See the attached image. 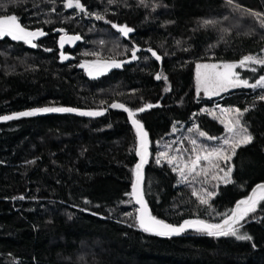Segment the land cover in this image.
<instances>
[{"label":"trees","instance_id":"1","mask_svg":"<svg viewBox=\"0 0 264 264\" xmlns=\"http://www.w3.org/2000/svg\"><path fill=\"white\" fill-rule=\"evenodd\" d=\"M81 2L105 19L66 8L65 0H0V15H16L29 30L47 33L34 40L37 47L0 39V116L42 107L103 110L100 116L56 112L0 120V264H264V204L241 222L240 234L251 241L195 230L162 237L137 226L130 193L139 140L128 113L110 107L158 105L136 116L148 133L141 189L151 214L173 225L186 219L220 223L264 182V88L197 96L194 66L261 54L264 28L245 10L264 13V0ZM205 20L216 23L204 26ZM112 24L134 31L123 37ZM57 29L81 39L61 49ZM133 47L140 49L134 61ZM62 52L69 59L62 60ZM97 60L124 63L87 76L80 65ZM158 73L167 80H157ZM215 105L248 109L241 124L253 140L226 163L231 183L213 180L217 171L180 182L173 165L156 163L159 153L187 161L194 147L215 148L226 134L207 113ZM193 190L214 192L210 207L200 205Z\"/></svg>","mask_w":264,"mask_h":264},{"label":"snow or ice","instance_id":"2","mask_svg":"<svg viewBox=\"0 0 264 264\" xmlns=\"http://www.w3.org/2000/svg\"><path fill=\"white\" fill-rule=\"evenodd\" d=\"M109 3H113L114 0H108ZM229 3H232V0H228ZM143 3V0H141ZM65 7L72 9H78L79 12L84 13L85 15L95 16L96 20H104L105 16L98 13H89L85 5L81 0H65ZM241 6L235 5L236 9H240ZM55 11V9H53ZM246 13L254 17L264 28V13L256 12L251 9H246ZM111 23V21H106ZM47 23V21H46ZM216 21L205 20L203 21L204 26L214 25ZM113 28H116L123 36L127 37L129 33L133 32L134 29L128 27L127 25H117L112 24ZM61 33H64L60 36L59 46L62 49L66 43H74L76 40L81 39L79 35L69 36L64 29H57ZM47 35L43 29L29 30L27 27L23 26L19 22V18L16 15H0V39L4 37H11L12 40L24 41L25 43L31 45L32 47H37L34 43V40L39 37ZM46 51H52L51 49H46ZM140 51L138 47H133L131 50V60H137L138 57L136 53ZM152 53V56L156 60H161L154 50L151 48L148 49ZM93 55H98V53H93ZM61 59H69L68 56L61 53ZM124 62L112 61L100 62L99 60L88 64L87 62L81 64L80 67L86 68L89 76H99L104 72H107L109 68H120ZM260 66L264 68V49H261V54H249L243 56L237 62L231 63H222V64H197V73H196V93L197 96L203 92L205 96H216L221 92H226L232 88H264V75L259 76L255 83H249L248 79L241 78L240 74L235 69L247 68L253 72L257 71V67ZM157 80H167V76H164L163 73H158L155 77ZM170 89H165L168 91ZM260 100H264V95L259 97ZM158 105L146 104L144 107H141L136 110L127 108L122 103H112L111 108H120L128 113V116L133 124L138 140L139 148L137 149V155L140 157L139 163L135 166L136 180L132 185V192L130 195L135 199V203L139 205V208L136 210L137 215L135 217L137 226L146 233H153L162 237H170L173 235H179L184 233L186 230H195L198 233H204L210 237H234L240 241H251L252 237L247 234H240V227H242L241 222L244 221L250 213H255L262 204H264V183L256 185L253 189L250 196L244 200H240L236 203L235 208H233L230 214H223L224 218L220 223H209L203 219H186L183 223L177 225H172L166 223L164 220L158 219L153 216L147 207V203L144 200V195L141 189V173L143 166L148 162L147 161V147H148V133L144 130L143 124L136 119V116L140 112H144L147 109L155 107ZM206 111V110H202ZM248 109L243 111L239 108L234 109H222L221 112L226 114V118L220 120L224 124L226 131L230 134L229 138L223 139V145L227 146V149L230 150L231 154L226 151L225 147L211 148L207 149L201 146L199 149L194 147L192 149L193 156L183 163L176 164L173 167V171L178 172L181 181L186 182L190 175L195 176L203 175L207 177L210 173H214L216 170L223 171L220 169L219 161L223 160L227 163L231 160L232 155H235L236 149L241 145H246L252 142L253 137L250 134H247V129L241 124V118L244 115V112H247ZM70 113V112H79L83 116H100L103 113L99 111H79L78 109L71 107H42L35 108L24 112L14 113L12 115L0 116V120H13L20 117H31L43 113ZM214 113L209 112V115ZM175 130V129H174ZM200 136L207 137L209 140H217V137L208 136L207 133L200 131ZM192 145H196V140L191 141ZM168 147H171L169 145ZM187 151V150H186ZM161 159L165 160L169 165H173L178 157L170 156L167 151L159 153V158L156 160V163L159 164ZM207 162V167L201 166V162ZM199 166V171L197 168ZM232 168H228L224 172L223 176L212 174L213 180H222L223 183H231L230 174ZM193 196H196L200 205H207L210 207V199L215 195L214 192H208L203 190L202 193H198L193 190ZM23 199V197H20ZM126 215L131 216L132 213H127Z\"/></svg>","mask_w":264,"mask_h":264},{"label":"rangeland","instance_id":"3","mask_svg":"<svg viewBox=\"0 0 264 264\" xmlns=\"http://www.w3.org/2000/svg\"><path fill=\"white\" fill-rule=\"evenodd\" d=\"M226 2H228V0H225ZM229 3V2H228ZM229 4H233V3H229ZM64 33H62V34H60V35H63ZM69 36H74V35H69ZM9 38H11V37H9ZM59 39H60V37H58V45H59ZM77 41V40H76ZM75 41V42H76ZM74 42V43H75ZM74 43H66L65 45L66 46H72ZM27 44V43H26ZM27 45H29V44H27ZM64 45V46H65ZM29 46H31V45H29ZM63 54H64V52H63ZM240 60V59H239ZM239 60H236V61H199V62H197L196 64H195V66H194V85H195V94H197L196 93V73H197V68H196V65L197 64H222V63H231V62H237V61H239ZM254 67H257V66H254ZM234 71H236V72H238L239 74H240V76H241V78H243V79H248L249 80V83H255V81L259 78V76H261V75H264V70H263V73L261 74L260 73V71H259V67L257 68V71L256 72H253V71H251V70H249V69H247V68H237V69H235ZM85 74L87 75V76H89L88 75V71H87V69H85ZM90 77H92V76H90ZM233 89V88H232ZM229 90H231V89H229ZM228 90V91H229ZM227 92V91H226ZM226 92H221L219 95H216V96H205L204 94H203V92H201V96H203V97H206V98H210V97H218V96H221V95H223L224 93H226ZM223 108H218V107H216V105L215 106H213V107H208V109H207V113L209 114V112H212V113H214L213 114V116H215L217 119H219V120H221V119H223V118H226V114H223L222 112H221V110H222ZM209 110V111H208ZM224 125V124H223ZM224 128H225V126H224ZM225 131H226V129H225ZM229 136H230V134L226 131V134H225V136L224 137H222L219 141H218V144H217V146L215 147V148H219V147H225V145H223V139H225V138H229ZM204 148H207L208 149V147H206V144H204V145H202ZM226 149V151L228 150V152H229V154H230V150L229 149H227V148H225ZM178 155L179 154H176V155H171V156H176V157H178ZM184 162H186V161H184L183 159H180V161H176L174 164H173V166L175 167L176 166V164H180L181 166L183 165V163ZM203 162V161H202ZM223 162V160L220 162V165H222V167L220 168V169H223V171H219V170H216L217 171V174L219 175V176H223L224 175V172L225 171H227V169H228V167H227V164L225 165V167H224V164L222 163ZM178 175H179V173H178ZM180 176V175H179ZM222 181V180H221Z\"/></svg>","mask_w":264,"mask_h":264},{"label":"water","instance_id":"4","mask_svg":"<svg viewBox=\"0 0 264 264\" xmlns=\"http://www.w3.org/2000/svg\"><path fill=\"white\" fill-rule=\"evenodd\" d=\"M123 36V35H122ZM123 37H125V36H123ZM99 112H103V110H99ZM129 117V116H128ZM129 120H130V118H129ZM130 122H131V120H130ZM133 125V124H132ZM138 148H139V145H138ZM137 148V149H138ZM139 160H140V157H139V155H138V162L137 163H139ZM136 163V164H137ZM136 164H135V166H136ZM141 178H142V173H141ZM135 180H136V174H135V172H134V176H133V181H132V185H133V183L135 182ZM262 183H264V182H262ZM258 184H261V183H258ZM258 184H255L252 188H251V190H250V192H249V194L247 195V197L248 196H250L251 195V193H252V191H253V189L256 187V185H258ZM132 185H131V192H132ZM246 197V198H247ZM245 198V199H246ZM132 199H133V203L136 205V207H137V209L139 208V205L138 204H136L135 203V199L132 197ZM238 201H240V200H238ZM238 201H236L235 203H234V205H233V208H235V206H236V203L238 202ZM138 213H137V211H136V215H137ZM183 223V222H182ZM181 224V223H180ZM173 225V224H172ZM179 225V224H178ZM177 225V226H178Z\"/></svg>","mask_w":264,"mask_h":264}]
</instances>
